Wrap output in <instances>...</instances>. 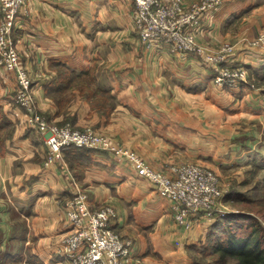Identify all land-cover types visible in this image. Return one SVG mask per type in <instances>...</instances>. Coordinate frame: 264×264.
Wrapping results in <instances>:
<instances>
[{
    "label": "crops",
    "instance_id": "obj_1",
    "mask_svg": "<svg viewBox=\"0 0 264 264\" xmlns=\"http://www.w3.org/2000/svg\"><path fill=\"white\" fill-rule=\"evenodd\" d=\"M180 1L189 9L211 0ZM219 1L203 11L196 43L210 51L225 41L237 45L226 64L247 70L249 84L238 89L216 87L211 68L191 52L143 43L130 0H25L12 37L45 116L58 112L77 128L115 136L156 169L191 162L219 172L237 162L230 158L253 165L264 156V51L246 50V41L264 28V0ZM82 50L86 60L70 57ZM56 63L75 75L90 72L91 87L110 99L81 95L55 111L48 92ZM11 76L0 71V110L11 121L0 123V264H70L57 244L69 231L65 204L75 188L87 194L91 210L114 208L112 229L134 242L124 264L151 262L147 257L165 241L196 237L202 217L182 234L169 204L125 159L67 148L44 167L46 144L14 106ZM29 192L34 200L17 219L12 196Z\"/></svg>",
    "mask_w": 264,
    "mask_h": 264
},
{
    "label": "built area",
    "instance_id": "obj_2",
    "mask_svg": "<svg viewBox=\"0 0 264 264\" xmlns=\"http://www.w3.org/2000/svg\"><path fill=\"white\" fill-rule=\"evenodd\" d=\"M130 1L134 6V28L147 46L156 41L170 53H193L210 66L212 81L220 89L232 90L249 84L247 70L242 64H226L236 52L237 45L225 41L219 44L216 51H210L196 43L203 11L215 7L219 0L189 9L180 0ZM24 2L0 0L3 15L0 21V71L12 75L13 103L23 111L26 125L44 139L47 151L43 166L52 164L63 148L104 151L129 162L136 175L147 181L157 195L169 204L172 220L182 234L192 230L194 219L198 216L208 221L225 216L227 212L221 200L227 191L213 169L184 164L158 170L135 152L123 150L105 133L88 127L76 129L68 123L59 125L40 112L31 73L23 66L12 37L18 25V12ZM22 45L25 48L29 46L27 41ZM246 47L248 52L264 51V29L255 38L246 41ZM65 208L69 231L60 237L57 246L58 252L70 264H124L129 261L134 242L112 229L111 221L116 216L112 206L91 210L87 194L77 188ZM186 239L182 236L176 241L182 245Z\"/></svg>",
    "mask_w": 264,
    "mask_h": 264
},
{
    "label": "rangeland",
    "instance_id": "obj_3",
    "mask_svg": "<svg viewBox=\"0 0 264 264\" xmlns=\"http://www.w3.org/2000/svg\"><path fill=\"white\" fill-rule=\"evenodd\" d=\"M136 35L140 39L137 32H136ZM230 43L235 44L232 42ZM70 57H73L76 59L83 58L86 60L87 57H89V55L88 53H85L84 50H82V53L73 54ZM212 75L213 74H212V69H211V77ZM247 81L249 83V79ZM69 94H71V92ZM40 112L43 113L41 108H40ZM20 113L22 114V117L24 118L23 111L20 110ZM5 122L7 123L11 122L9 120V115L5 111L0 110V123L2 124ZM64 123H68L71 127H73L70 121H67ZM64 123H61V124H64ZM110 139L113 140L114 143L119 145L121 148H124L123 150L128 149L124 147V145L122 146L121 144H119L115 136H112ZM86 150H91V149H86ZM128 150L129 152H134L133 150H130V149ZM260 150L264 151V146H262ZM91 151H98V150H91ZM100 152H104V151H100ZM104 153H107V152H104ZM136 155L138 154L136 153ZM138 156L140 157V155ZM113 157L118 158V159H123L121 157H116V156H113ZM263 157L264 156H261L260 158H258L257 160H259V162L253 165L252 163L245 164V162L242 160L243 157L241 158L235 157L234 159L230 158L228 159V161L233 160L237 162H228V164L223 165V167L219 169V172L222 176L221 177L219 175L220 176L219 178H220L221 184L223 185V188L227 191V194H226L227 196L225 195L226 197H224L221 200L222 206H224V209L227 212L226 215L233 213V212L245 213V217L251 218L257 221V223H259V225L264 230V202L261 201V198L264 195V158ZM184 164H195V163L190 162V163H184ZM184 164H181V165H184ZM181 165H168L164 169H158V170L164 171L168 169L169 167H177ZM196 165H199V164H196ZM219 172H216V173L219 174ZM76 189L77 188H75V191ZM237 194H240V197L236 199L230 198L231 196L233 197L238 196ZM34 197H35L34 193L32 192H29V194H15L12 196L13 198V203L11 204L13 206L12 211L13 212L15 211V215L17 219L20 218L22 214L26 213L25 209L28 208L27 205L29 203L31 204L33 202ZM215 220H211V221H215ZM211 221H208L202 218L201 224L198 228L199 231L197 232L196 237L191 241L190 240L184 241L182 245L179 243V241H175L176 239H172V241H165L166 243H163L162 249L154 250L152 253H150L149 255L150 257H147V259L150 260L151 262H147V263H151V264H214L213 256L208 255V253L206 252V248H205L206 242L205 243L203 242V239L205 237V231L207 230V225ZM230 264H233V263H230Z\"/></svg>",
    "mask_w": 264,
    "mask_h": 264
},
{
    "label": "trees",
    "instance_id": "obj_4",
    "mask_svg": "<svg viewBox=\"0 0 264 264\" xmlns=\"http://www.w3.org/2000/svg\"><path fill=\"white\" fill-rule=\"evenodd\" d=\"M54 66L57 68L56 76L48 94L52 92L54 95L51 103L55 106V111L74 103L77 96L81 95L86 98L98 97L105 102L110 99L108 92L91 87L94 78L90 72L75 75L60 63ZM73 87H76L77 92L73 89L69 94L68 91ZM46 117L59 125L69 121L68 117H62L58 112H53L52 118L47 115ZM64 149L67 148L62 150ZM68 149L86 150L73 147ZM237 195L230 198L240 197V194ZM261 201L264 202V195ZM203 242H206V252L213 256L214 264H264V230L257 221L245 217V213L233 212L211 221L207 225Z\"/></svg>",
    "mask_w": 264,
    "mask_h": 264
}]
</instances>
